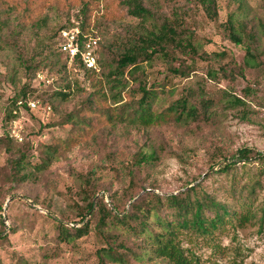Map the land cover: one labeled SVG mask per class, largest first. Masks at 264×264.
<instances>
[{"label":"rangeland","instance_id":"obj_1","mask_svg":"<svg viewBox=\"0 0 264 264\" xmlns=\"http://www.w3.org/2000/svg\"><path fill=\"white\" fill-rule=\"evenodd\" d=\"M143 3L153 13L152 19L131 16L122 0H0V240L9 235L0 241L3 264H98L97 252L106 247V239L96 228L98 216L89 220V215L80 221L86 205L83 191L89 189V197L96 194L93 201L97 207L101 200L112 206L114 199L128 212L130 204L146 194L165 197L198 184L205 174L220 168L222 164L210 169L221 159V153L229 159L243 147L264 153V0H219L215 21L186 0ZM174 11L182 13L184 28L195 32L199 56L192 60L172 48L179 59L174 65L189 66V75H171L164 59L156 58L142 65L141 79L149 88L159 84L166 87L164 99L155 109H166L189 94L196 103L212 100L211 111L217 118L213 122L145 128L109 122L96 112L88 115L93 127L86 136L78 117H84L80 111L91 94L101 89L109 98L98 101L96 109L116 105L110 98L105 72L88 77L83 70L73 68L58 54L55 33L64 26L82 27L87 17L90 26L86 33L100 38L101 66L103 60L109 61V52L117 53L128 39L157 30L165 20L173 19ZM230 18L238 32L244 28L255 35L252 40L239 32L262 64L249 60L245 45L237 46L229 38L223 25ZM232 60L243 68L244 77L235 70L231 73ZM25 65H33V70ZM209 70H213V77ZM127 83L129 93L139 87L129 77ZM26 85L35 91L30 101L37 107L20 108L15 118L8 120L12 99ZM59 90L72 94L67 100L55 98ZM129 93L118 105L141 98L139 94L132 98ZM230 96L241 98L246 106L231 107L227 103ZM244 108L247 118L242 116ZM49 146L58 152L52 164L44 168L43 155ZM153 151L159 157L156 164L135 165L139 155ZM22 153L33 164L26 182L19 179L13 165ZM259 167L256 160L247 167L239 164L237 179L244 182L245 168L253 175ZM87 178L91 186L86 184ZM131 178L134 188H129ZM230 185L226 175H213L203 183L219 201L235 205L236 200L228 198ZM258 198L261 205L264 188ZM56 220L67 227L89 223V235L73 244L60 243ZM109 230L119 234L109 227L103 231ZM120 241L134 248L141 244L133 237L120 236ZM183 247L203 264H264V223L252 222L245 227L228 224L213 240L185 235ZM127 264L166 263L131 258Z\"/></svg>","mask_w":264,"mask_h":264},{"label":"trees","instance_id":"obj_2","mask_svg":"<svg viewBox=\"0 0 264 264\" xmlns=\"http://www.w3.org/2000/svg\"><path fill=\"white\" fill-rule=\"evenodd\" d=\"M188 3L199 6L206 17L215 21L218 19L219 0H186ZM124 6L128 8L129 14L143 21L152 19L153 13L144 6L143 0H122ZM185 21L182 13L174 11L173 19L165 20L162 25L148 34H141L132 39H128L124 47L117 53L109 52L108 60L100 66V71H92L84 66L80 59L72 65L84 71L88 77H94L97 74H104L106 83L110 86L111 99L114 107L108 109H96L98 101H108V96L98 89L92 93L87 103L80 113L84 117H78L79 122L83 123L84 134H88V129H92V120L88 115L100 112L101 117L109 122H123L134 126L145 128L175 123L179 125H189L194 122H213L217 117L213 113V101L210 99H201L198 103L189 94L182 96L172 102L166 109L158 110L155 107L164 99L162 94H166V87L159 84L157 87H148V83L141 79L143 75L144 63H152L156 58H162L168 64V71L173 76L186 77L190 73L189 66L176 67L174 64L179 60L172 48L178 49L183 54L195 60L199 56L196 44V34L193 30L184 28ZM88 18L82 23L81 29L86 33L89 29ZM229 38L237 44L244 46L247 51V58L259 64H262L255 51L243 40L241 34L247 38L255 40V35L246 33L244 28L237 30L235 22L230 18L224 25ZM67 28L61 27L54 37L56 38L58 54L59 52V33ZM103 49V55H104ZM109 51V50H107ZM61 54V53H60ZM55 56V55H54ZM234 70L241 76L244 70L241 66L232 60ZM33 65L26 66V69L32 71ZM37 68V67H35ZM107 70V72H106ZM208 74L213 77V70ZM133 79L139 83L135 90L128 91L127 79ZM69 88V87H67ZM35 91L28 85L16 95L11 101V109L7 119L15 118L14 113L20 109H29L28 102L30 96ZM131 94L132 98L141 95V98L131 99L130 102L118 105L124 100L125 94ZM71 92L59 90L54 93V97L67 100ZM227 103L231 107H245L246 103L241 98L230 96ZM22 102V105L19 103ZM199 104V105H198ZM242 116L247 118L248 111L242 110ZM56 147L49 146L43 155L42 166L48 168L57 154ZM215 162L210 169L220 166L217 171L207 175L198 184L187 188L178 194H172L165 197L146 194L136 199L130 204V210L126 212L121 206L112 199V206H109L105 200H101L98 207L93 201L96 194H89V189L83 191L86 205L82 207L80 221L83 222L87 216L94 219L98 216L96 228L106 239V247L98 250V264H127L131 258L138 261L158 260L166 264H203L199 257L190 249L183 247V237L188 235L192 238H204L213 240L216 233L224 229L228 224H234L239 227H245L252 222L264 223V199L261 205H258L259 190L264 188V153L254 148L243 147L239 149L235 156L236 162H230L231 159L223 156ZM229 160V161H228ZM259 162L260 167L255 174L245 168L243 177L244 182L237 179L238 165L243 164L247 167L252 161ZM159 157L156 152L141 154L135 160V165L156 164ZM228 163L226 164L225 162ZM14 169L22 182L29 180V169L33 164L28 160L25 154L13 161ZM133 174V173H131ZM213 175H226L230 178L229 197L236 200L235 205L219 201L215 195L210 193L203 183ZM18 179V180H19ZM86 184L92 185L90 179H84ZM197 181V180H195ZM240 189L237 186L242 183ZM238 183V184H237ZM136 186L134 179H130L129 188ZM97 208V209H96ZM260 213V217L258 214ZM57 221V220H56ZM57 240L60 243L73 244L85 236L89 235L90 224L82 227H67L63 222L57 221ZM113 228L119 231L118 235H113L111 231L104 232L106 228ZM11 232H15L12 229ZM133 237L140 241L137 247H130L124 241L119 242V237ZM9 235L4 236L0 241L7 240ZM0 264H3L0 261ZM17 264H31L22 262Z\"/></svg>","mask_w":264,"mask_h":264},{"label":"built area","instance_id":"obj_3","mask_svg":"<svg viewBox=\"0 0 264 264\" xmlns=\"http://www.w3.org/2000/svg\"><path fill=\"white\" fill-rule=\"evenodd\" d=\"M58 38L59 52L66 57L70 65L80 59L86 68L95 72L100 71L99 37L84 33L80 26H72L63 29ZM19 105H22V102ZM28 107L35 109L37 103L30 101Z\"/></svg>","mask_w":264,"mask_h":264},{"label":"water","instance_id":"obj_4","mask_svg":"<svg viewBox=\"0 0 264 264\" xmlns=\"http://www.w3.org/2000/svg\"><path fill=\"white\" fill-rule=\"evenodd\" d=\"M226 164L228 163V161L227 162H225ZM216 168H218V166H216L214 169H216ZM208 175V173L207 174H205L204 176H203V178L204 177H206Z\"/></svg>","mask_w":264,"mask_h":264}]
</instances>
